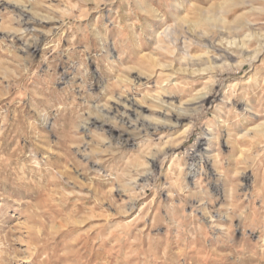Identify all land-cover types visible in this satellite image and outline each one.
I'll return each instance as SVG.
<instances>
[{
  "label": "clouds",
  "instance_id": "9594fccd",
  "mask_svg": "<svg viewBox=\"0 0 264 264\" xmlns=\"http://www.w3.org/2000/svg\"><path fill=\"white\" fill-rule=\"evenodd\" d=\"M0 264H264V0H0Z\"/></svg>",
  "mask_w": 264,
  "mask_h": 264
}]
</instances>
